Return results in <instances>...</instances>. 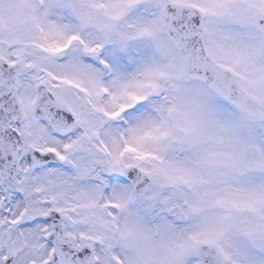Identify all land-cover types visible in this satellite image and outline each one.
I'll list each match as a JSON object with an SVG mask.
<instances>
[{
  "label": "snow or ice",
  "instance_id": "obj_1",
  "mask_svg": "<svg viewBox=\"0 0 264 264\" xmlns=\"http://www.w3.org/2000/svg\"><path fill=\"white\" fill-rule=\"evenodd\" d=\"M0 264H264V0H0Z\"/></svg>",
  "mask_w": 264,
  "mask_h": 264
}]
</instances>
